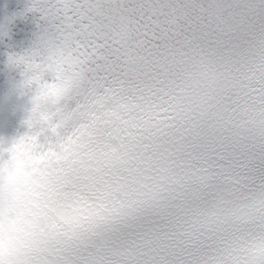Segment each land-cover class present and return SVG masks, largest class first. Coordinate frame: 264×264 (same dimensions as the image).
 <instances>
[{
    "label": "snow or ice",
    "instance_id": "6c2138e0",
    "mask_svg": "<svg viewBox=\"0 0 264 264\" xmlns=\"http://www.w3.org/2000/svg\"><path fill=\"white\" fill-rule=\"evenodd\" d=\"M71 38L61 136L90 210L49 264H264V0H29Z\"/></svg>",
    "mask_w": 264,
    "mask_h": 264
},
{
    "label": "clouds",
    "instance_id": "9594fccd",
    "mask_svg": "<svg viewBox=\"0 0 264 264\" xmlns=\"http://www.w3.org/2000/svg\"><path fill=\"white\" fill-rule=\"evenodd\" d=\"M6 33L0 31V41ZM0 85V264H49L91 213L73 193L76 161L61 131L80 82L71 38L38 31L10 50ZM264 259V241L254 261Z\"/></svg>",
    "mask_w": 264,
    "mask_h": 264
}]
</instances>
